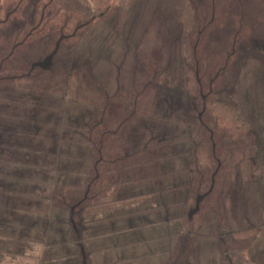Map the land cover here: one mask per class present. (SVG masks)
<instances>
[{"label":"trees","instance_id":"1","mask_svg":"<svg viewBox=\"0 0 264 264\" xmlns=\"http://www.w3.org/2000/svg\"><path fill=\"white\" fill-rule=\"evenodd\" d=\"M79 1L92 10V17L88 19L84 12L49 14V10L58 3V0H49L47 5L38 6L35 26L22 31L19 42L27 45L49 31L66 44L77 41L76 35L82 30L88 31L95 23L117 12L131 10L135 3V0ZM25 2L0 0V29L8 26L10 19L18 17L16 13L9 14L8 8L23 6ZM233 2L183 0L178 5L177 15L184 37L172 52L169 67L154 75V69L160 66L157 52L144 62L151 81L164 87L170 95L169 106L165 99L163 102L167 107L160 112L149 114L134 109L132 102L130 104V100L122 98L119 92L110 96L105 103L95 105V113L85 125L67 128L66 131L60 129L58 123L41 128V131L29 130L27 126L17 129L19 134L34 135L35 141L44 140L56 147L51 150L42 147L43 151L39 150V153H43V165L14 160L6 162L16 169L12 170L14 174L22 169L25 173L34 171L48 177L36 178V181L29 176H21L25 184L47 190L46 193L34 189H22V193L0 189V264H78L82 260L83 239L127 230L129 227L115 229L112 226L147 213L165 214L164 218L151 224L163 222L170 227L178 225L179 228L166 234L110 246L111 249L128 252L122 254L117 263L166 254L168 257L176 255L175 262L161 261L155 264H186V260H193L194 248L203 237V229L213 211L211 205L214 196L224 178L240 181L241 189L236 186L237 198L257 182L258 193L261 190L264 194V170L257 156L258 144L253 142L251 135L252 124L233 103L231 93L217 90L225 72L234 65L236 54L205 56L210 30L227 25ZM81 81L79 72L72 70L63 90L64 104L60 108L79 102ZM54 82V77L33 73L27 64L17 63L13 57L0 56V103L5 102L8 87L13 90L31 89L28 93L36 94L35 97L60 94L52 89ZM144 94H140L139 98ZM187 97L195 100L194 105H189ZM126 106L132 110L126 116H120L121 109ZM177 107L187 118H193V121H179L183 125L192 124L193 128L180 138L184 139V147L177 151L167 149L179 139L165 141L158 136L159 132L145 138L147 142L143 146L137 144L130 147L125 143L122 152L116 149L114 144L117 141L119 144L129 141L130 137L124 129L134 116L151 115L158 121L173 123L171 113ZM60 108L53 106L44 111ZM30 117L13 116L0 104V144L8 143L11 149L14 148L16 142L9 138L15 132L13 122L22 124L28 121L31 128L41 126L36 117ZM242 144L243 157L235 165V148ZM2 148L6 147L0 146ZM147 154L152 156L144 162L139 161ZM144 163L168 168L152 176L134 174ZM168 174L185 176L186 181L129 195L123 192L133 181ZM60 208L63 210L59 212L62 226H57L54 225V211ZM75 222L77 228L88 229L92 234L79 236L73 233L70 238L66 236L67 228L74 230L72 224ZM53 226H56L55 229ZM54 231L58 233V238L50 236ZM257 231V227L231 229V234L237 238H249Z\"/></svg>","mask_w":264,"mask_h":264},{"label":"rangeland","instance_id":"2","mask_svg":"<svg viewBox=\"0 0 264 264\" xmlns=\"http://www.w3.org/2000/svg\"><path fill=\"white\" fill-rule=\"evenodd\" d=\"M181 1L183 0H135L131 10L117 12L112 17L95 23L88 31L82 30L76 35L77 41L68 44L57 38L52 31L27 45L21 44L18 40L22 31L35 26L38 6L40 4L47 5L49 0H26L23 6L9 7L8 13H16L18 17L10 19L9 25L0 29V56H10L17 63H25L33 73L38 75L54 77L55 82L52 89L60 94L35 97L36 94L28 93L31 92V89L13 90L8 87L6 100L4 103H0L3 109L13 116H28L29 119L32 114H35L37 117H34L41 122V126L31 128L28 121L22 124L13 122L14 127L12 128H15V132L9 138L12 141H18L22 147H27V149H21L22 151L18 152V155L27 158L28 161L21 160L14 154L7 158H12L15 162L20 163L43 165L44 162H41L43 156L36 154L35 151L40 150L39 147L51 150L56 145L44 140H38L36 143L34 135L19 134L18 128L27 126L29 130L41 131L46 126L58 123L59 126L61 125L60 129L66 131L67 128L85 125L95 113V105L105 103L110 96L119 92L122 98L130 100V104L132 102L134 109L149 114L160 112L161 109L169 106V92L151 81L144 62L157 52L160 66L154 69V75L157 76L163 69L169 67L172 52L178 48L184 37L177 15V7ZM61 12H84L88 19L93 16L92 10L79 0H58L57 5L49 10V14ZM230 13L231 17L227 25L214 27L210 30L205 56L209 58L213 55L236 54L234 65L225 72L217 90L218 92L231 93L234 96L233 103L241 114L251 122V135L253 142L258 144L257 156L264 170V2L234 0ZM240 33L241 35H239ZM72 70H77L82 78L78 92L79 102L68 103L60 108L64 104L63 90L67 86L68 76ZM147 86L150 88L147 89ZM143 93L145 94L139 98V95ZM165 99L168 102L167 106L163 102ZM187 99H189V105H194L193 98L187 97ZM47 106H58L60 109L53 110L56 112L44 111L48 108ZM131 110L132 108L129 106L123 107L120 116H126ZM171 115L173 123L158 121L151 115L134 116L131 121L126 123L127 126L124 129V132L127 131L130 137L129 141H124L123 144H119L117 141L114 144L116 149H120L122 152V145L126 143L129 146L128 142L131 141V137L135 139L136 145L143 146L147 142L145 138L159 132L158 136L165 141L179 139L178 142L170 144L167 149L177 151L180 147H184V139L180 138L193 131V128L191 129L192 124L183 125L179 121H193V118L191 116L187 118L186 114L178 107L173 110ZM131 143L133 144L132 141ZM36 145L41 146H37L32 151L31 149ZM243 146L244 144L235 148V165L243 157ZM149 156L152 155L147 154L143 162ZM8 168L16 170L12 166H8ZM154 170L159 171L160 169L155 167ZM20 171L18 174L10 171V176L14 177L13 179L9 176H2L5 179L0 181V189L20 193H22V189L47 192V190L28 186L29 184H25L21 178V176H29L35 180L36 178L47 179V174L34 171L25 173L22 169ZM178 178L158 176L154 177L152 183H164V187H169L176 183H167ZM185 179L186 177H182L181 181H185ZM17 182L19 183L17 184ZM239 183L238 179L224 178L221 187L214 196L211 205L213 211L203 229V237L198 240L194 248L193 260L192 262L186 260V264H264V194L261 190L258 193L259 183L257 182L251 189L242 192L240 198H237L235 197L236 186L241 189ZM126 190H129V187L124 188L123 192L125 193ZM233 200L236 203H231ZM61 209L54 211V225L62 226L59 220L61 214L59 212L63 211ZM159 219H150L147 220V223ZM128 223L137 225L135 230H118L83 239L82 260L78 264L175 262L176 255L168 257L166 254H162L151 255L140 261L117 263V259L128 252L117 251L111 249L110 246L122 243V241H135L162 233L166 234L179 228L178 225L170 227L163 222L147 225L138 218L120 221L112 228ZM72 225L74 230L69 227L66 230V236L69 238L73 233L79 236L92 234L88 229L84 231L77 228L76 222ZM55 227L53 226V229ZM249 227L258 228V231L249 238H237L231 234V229ZM50 229L52 230V227ZM57 235L58 233L54 231L50 236L58 238ZM35 249L38 250V247Z\"/></svg>","mask_w":264,"mask_h":264},{"label":"crops","instance_id":"3","mask_svg":"<svg viewBox=\"0 0 264 264\" xmlns=\"http://www.w3.org/2000/svg\"><path fill=\"white\" fill-rule=\"evenodd\" d=\"M32 116H36V115L35 114H32ZM132 140L134 141L135 139L133 138ZM131 141L128 142V144H129L130 147L136 145L134 142L132 144ZM35 142L37 143L38 141H35ZM0 146L1 147H6V148L0 149V181H2V180H4L2 178V176H10L11 175L10 174L11 173L10 171H12L10 168H8L9 165L6 164V162H10L12 160V158H7V157L11 156V154H14L15 157H18L21 160L28 161V159L25 158V157H21V156L18 155V152L22 151L21 149H27L26 146L22 147L18 141H16V144H15V146H14L13 149H11L12 148L11 144H8V143L7 144L2 143V144H0ZM37 146L39 147L41 145H36L31 150L34 151V149L37 148ZM39 148H40V150L43 151V149L41 147H39ZM35 152H36V154H38L40 156L43 155V153H39V150L38 151H35ZM143 159L144 158H140L139 161H142ZM146 160H148V159H146ZM34 164H36V163H34ZM163 166L166 169V166L165 165H163ZM164 168H161V166L159 165V169L160 170L159 171H155L154 170L155 169L154 164H152V163L151 164L150 163L149 164L148 163H144L142 166H139L134 171V174L141 175V176L142 175L143 176H152L153 174L162 172L164 170ZM161 176L179 177L178 179L172 180V181L168 182L167 184H170L171 182H175L177 184V183L182 182L181 181V178L182 177L185 178V176H182V175L172 176V174L159 175V177H161ZM152 180H154V177L147 178V179H144L142 181H133V182H131V183H129L127 185V187H129V190H126V192L124 194L129 195V194H134V193H137V192H140V191L152 190V189H156V188H165L164 187L165 186L164 183H158V182L152 183L153 182ZM185 181H186V179H185ZM127 187H125V188H127ZM164 217H165V214L159 215V214H154V213H147V214L138 216L136 218H138L144 224H147L148 225V224H151V223H147V220L156 219V218L162 219ZM123 221H126V220H123ZM123 227H129L127 230L133 231V230H135V228L137 227V225H133V223H128V224H124V225L115 226L114 228L117 229V228H123ZM122 242H128V241H122Z\"/></svg>","mask_w":264,"mask_h":264}]
</instances>
